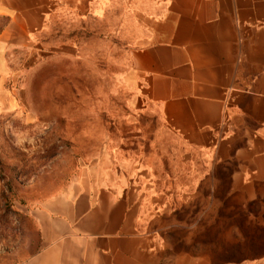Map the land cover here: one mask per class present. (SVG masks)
I'll use <instances>...</instances> for the list:
<instances>
[{
    "label": "crops",
    "instance_id": "1",
    "mask_svg": "<svg viewBox=\"0 0 264 264\" xmlns=\"http://www.w3.org/2000/svg\"><path fill=\"white\" fill-rule=\"evenodd\" d=\"M113 10L130 118L211 153L251 212L264 207V0H0V48L53 12L108 29ZM126 161L31 208L38 243L24 264H212L174 238L175 192L153 186L169 178L129 175Z\"/></svg>",
    "mask_w": 264,
    "mask_h": 264
},
{
    "label": "rangeland",
    "instance_id": "2",
    "mask_svg": "<svg viewBox=\"0 0 264 264\" xmlns=\"http://www.w3.org/2000/svg\"><path fill=\"white\" fill-rule=\"evenodd\" d=\"M118 11L108 29L53 12L47 29L0 48V264H24L35 250L33 206L124 159L129 175L169 178L153 186L175 192L174 238L206 247L212 264H264V207L251 212L211 153L130 118L125 56L111 45ZM7 22L0 16V33Z\"/></svg>",
    "mask_w": 264,
    "mask_h": 264
}]
</instances>
